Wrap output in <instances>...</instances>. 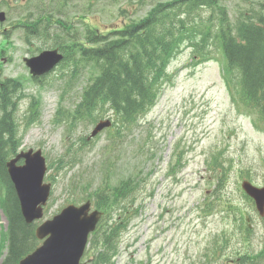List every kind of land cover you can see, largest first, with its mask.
<instances>
[{
    "label": "rangeland",
    "instance_id": "rangeland-1",
    "mask_svg": "<svg viewBox=\"0 0 264 264\" xmlns=\"http://www.w3.org/2000/svg\"><path fill=\"white\" fill-rule=\"evenodd\" d=\"M246 2L261 3L260 0H225L224 5L232 15L238 7L246 11ZM149 5L148 1L140 3L138 0H0V9L15 23L10 29V41L7 39L3 47L5 50H0L1 77L18 78L24 84V93L34 96L40 116L35 125L26 128L19 150L41 149L48 164L54 163L64 156L69 144L79 146L78 140L92 131L90 124H79L73 133H67L66 127L53 122L57 109L69 101L61 95L63 83L53 81L60 78L59 68L39 86L32 81L24 64V58L54 44L52 23L64 29L57 34L67 31L83 38L89 32L110 33L123 22L144 16ZM34 8L37 15L43 14L42 29L48 28L44 31L49 37L44 40L43 36L41 40L36 36L24 37V24L20 22L23 17H29ZM1 33L0 42L4 40ZM188 50L191 49L184 48L172 62L170 82L142 126L134 131L127 147L116 151L123 157L121 166L115 170L118 178L133 174L139 165L152 176L140 194L143 197L138 204L141 203L142 210L121 236L115 264H228L237 260L240 252L252 256L264 250V221L254 205L244 200L241 189L244 177L250 178L256 186L264 185V130L255 124L251 113L234 104L223 78L222 63L210 61L196 66ZM4 59L7 62H3ZM92 73L88 64L78 77L71 100L76 101ZM27 106L26 100L19 106L18 114L15 113V125L19 124L21 130L25 128L23 115ZM106 135L107 132L92 140L86 151L83 145L85 163L93 165L94 160L100 162L107 156L102 154L107 151ZM134 139L137 143L147 139L148 147L156 152L147 166L140 157L136 159ZM175 146L185 167L175 177H169L167 165ZM214 158L222 163L208 167ZM224 170L223 188L217 195L225 203L237 204L252 219L253 233L249 241H244V234L234 227V216L226 205H219L210 214L200 213L206 200L215 199L218 176ZM50 173L57 174L55 169ZM71 174L61 171L56 177L46 219L67 205L71 197L73 199L69 188ZM76 196L77 202H83L79 199L81 193L77 191ZM0 225H7L2 212ZM214 244L219 245L216 259L207 263L205 254Z\"/></svg>",
    "mask_w": 264,
    "mask_h": 264
},
{
    "label": "trees",
    "instance_id": "trees-1",
    "mask_svg": "<svg viewBox=\"0 0 264 264\" xmlns=\"http://www.w3.org/2000/svg\"><path fill=\"white\" fill-rule=\"evenodd\" d=\"M138 1L151 5L144 17L125 22L107 34L87 33L80 50H61L64 62L75 59L79 63L64 88L72 89L88 64L94 71L74 112L68 115L73 126L82 121L97 122L111 111L116 134L125 136L137 128L138 118L155 105L159 88L168 80V66L182 45L192 47L193 56L199 61L209 59L217 51L223 57L224 77L234 99L264 122V0L252 2L246 11L240 9L234 19L222 0ZM15 82L7 79L0 87V180L6 187L4 209L10 222L6 264H17L36 242L34 224L23 220L6 168L8 157L17 153L22 137L18 125L13 131L14 116L9 109L14 107L17 114L15 98L20 85ZM144 147L145 141L141 150ZM177 165L182 167V161H177ZM140 177L141 172L135 178ZM142 181L130 179L122 186L113 185L110 176L102 174L94 200L99 208L110 213L117 201L116 192L126 199L139 190ZM221 187L219 184L217 190ZM206 209L213 210L214 203ZM116 236L115 228L105 225L100 230L97 241L104 251L91 264H110ZM244 260L242 257L241 261Z\"/></svg>",
    "mask_w": 264,
    "mask_h": 264
},
{
    "label": "water",
    "instance_id": "water-1",
    "mask_svg": "<svg viewBox=\"0 0 264 264\" xmlns=\"http://www.w3.org/2000/svg\"><path fill=\"white\" fill-rule=\"evenodd\" d=\"M0 17L4 18V14ZM60 60L57 51H52L26 62L33 75L37 76L51 70ZM22 156L26 158L24 166H16L18 157L8 163V168L17 188L23 215L29 222L39 214L38 205L46 202L50 188L48 190V186L42 185L46 167L40 152L33 155L30 151ZM243 186L264 215V188L256 189L248 183ZM86 210V206L80 209L68 207L53 220L45 222L38 228L37 235L40 239L49 236L48 239L41 249L20 264H78L86 237L95 223V216L87 218Z\"/></svg>",
    "mask_w": 264,
    "mask_h": 264
},
{
    "label": "flooded vegetation",
    "instance_id": "flooded-vegetation-1",
    "mask_svg": "<svg viewBox=\"0 0 264 264\" xmlns=\"http://www.w3.org/2000/svg\"><path fill=\"white\" fill-rule=\"evenodd\" d=\"M22 21H23V23L26 22V20H22ZM5 24H6L5 22H0V27L3 28L4 33L7 32L8 29L12 27L11 24H7V25H5Z\"/></svg>",
    "mask_w": 264,
    "mask_h": 264
},
{
    "label": "bare ground",
    "instance_id": "bare-ground-1",
    "mask_svg": "<svg viewBox=\"0 0 264 264\" xmlns=\"http://www.w3.org/2000/svg\"><path fill=\"white\" fill-rule=\"evenodd\" d=\"M9 109H11L12 110V114H13V131L14 130H16V125H15V113H16V110H15V108L14 107H9Z\"/></svg>",
    "mask_w": 264,
    "mask_h": 264
}]
</instances>
